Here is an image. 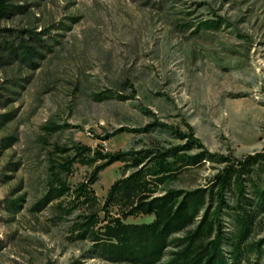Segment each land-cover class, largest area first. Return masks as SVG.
Returning a JSON list of instances; mask_svg holds the SVG:
<instances>
[{"label":"rangeland","instance_id":"1","mask_svg":"<svg viewBox=\"0 0 264 264\" xmlns=\"http://www.w3.org/2000/svg\"><path fill=\"white\" fill-rule=\"evenodd\" d=\"M8 3L23 8L0 18V41L16 48L15 55L0 50V119L11 114L0 125V142H9L5 148L0 143V264H143L92 253V242L75 236L77 208L70 204L62 220L56 218L58 200L34 207L55 165L69 154L55 146L81 141L116 152L186 143L170 129L147 127L157 120L182 132L191 127L212 153L245 159L264 151V0ZM225 166L212 157L164 178L157 195L200 190L204 202L194 222L168 238L156 264H171L179 249L173 240L211 218L215 178ZM90 170L75 162L62 176L75 185ZM133 170L118 161L101 171L93 185L100 202L114 180ZM254 189L264 191L262 159L233 176L224 197L230 207L247 206L256 199ZM233 213L225 208L221 216L227 233L234 232ZM214 232L207 227L202 240ZM260 240L264 264V213L249 242Z\"/></svg>","mask_w":264,"mask_h":264},{"label":"trees","instance_id":"2","mask_svg":"<svg viewBox=\"0 0 264 264\" xmlns=\"http://www.w3.org/2000/svg\"><path fill=\"white\" fill-rule=\"evenodd\" d=\"M8 1L0 0V18L13 14V9L23 8L13 6ZM15 49L5 39L0 41L1 51L15 55ZM0 62L3 64V59L0 58ZM9 116L11 114L2 116L0 125L5 124ZM147 127L170 129L177 138L185 139L186 143L168 148L116 152L93 149L81 141L70 147L55 146L56 152L69 154L63 158L64 162L55 165L47 192L34 207L39 209L58 200L54 205L56 218L62 220L64 216L71 214L72 210L66 207L70 204V207L77 208L75 236L77 240L92 242V253L113 261L156 264L163 248L171 244L168 238L191 225L199 212V206L204 202V195L199 193L200 190L184 192L170 188L164 194L157 195L159 186L164 178H174L190 165L217 157L226 162V166L215 178L218 191L212 216L188 231L184 237L173 240L179 249L173 253L171 264H260L261 240L249 242V238L256 219L264 213V191L254 189V201L247 206L237 204L233 207L228 205L224 191L233 176L248 172L250 165L260 159L264 160V151L245 159L230 158L208 151L191 127L189 132H182L157 120ZM0 143L3 148L9 144L5 139ZM192 147L201 151L193 155L181 153ZM118 161L134 170L114 180L101 203L93 185L99 180L101 171ZM75 162L89 166L91 170L85 179L71 185L62 174L66 172L67 176ZM113 208H116L114 212ZM225 208L234 210L232 233L223 229L221 216ZM101 212L103 216L100 215ZM139 215H153L154 219L143 223L124 221L127 217ZM207 227H213L215 232L213 238L205 242L202 237ZM224 244H228L230 248L225 249Z\"/></svg>","mask_w":264,"mask_h":264}]
</instances>
